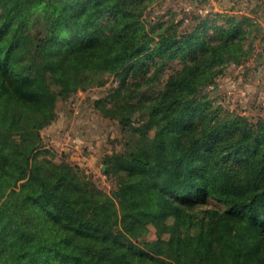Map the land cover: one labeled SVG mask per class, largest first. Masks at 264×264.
Returning a JSON list of instances; mask_svg holds the SVG:
<instances>
[{
    "label": "trees",
    "instance_id": "16d2710c",
    "mask_svg": "<svg viewBox=\"0 0 264 264\" xmlns=\"http://www.w3.org/2000/svg\"><path fill=\"white\" fill-rule=\"evenodd\" d=\"M142 1L0 0V264H264V117L202 94L229 63L262 57L259 28L210 13L147 26ZM141 56L180 66L135 121L101 108L136 135L104 158L117 182L106 193L54 160L41 131L58 97ZM148 224L167 237L141 238Z\"/></svg>",
    "mask_w": 264,
    "mask_h": 264
},
{
    "label": "rangeland",
    "instance_id": "374dc122",
    "mask_svg": "<svg viewBox=\"0 0 264 264\" xmlns=\"http://www.w3.org/2000/svg\"><path fill=\"white\" fill-rule=\"evenodd\" d=\"M140 10L147 26L172 20L173 25L181 23L185 26L194 22V17L210 13L214 24H224L223 15H227L242 19V27L245 29H249L247 21L253 27H258L259 31L251 34L255 36L252 39V52L255 55L262 54V57H249L239 65L229 63L223 74L216 76L213 84L206 87L202 94L207 96L214 108L234 111L252 120L264 117V0H143ZM179 66L178 61L162 64L158 59L141 56L125 71H110L104 76H97L96 80H101V84L96 83L64 98L58 97L54 121L63 118L69 122L67 128L70 124L78 127L91 140H88L90 145L83 144L80 147L77 153L79 159H71L70 152L64 153L52 148L53 159L78 167L102 191H115L117 182L104 172V158L124 152V143L136 135L126 129L122 131L116 125L117 120L104 116L101 108L120 105L117 116H129L135 121L145 111L144 100L147 96H156L172 86L175 70ZM122 82L124 85L117 95L115 91ZM52 89L56 91V87ZM102 99L105 102L97 106L96 102ZM207 202L203 207L224 208V204L214 199L208 198ZM200 209L202 207L194 208L191 213L198 214ZM139 233L141 238L148 241L167 237L166 232L154 224L142 227Z\"/></svg>",
    "mask_w": 264,
    "mask_h": 264
},
{
    "label": "crops",
    "instance_id": "0c3cea01",
    "mask_svg": "<svg viewBox=\"0 0 264 264\" xmlns=\"http://www.w3.org/2000/svg\"><path fill=\"white\" fill-rule=\"evenodd\" d=\"M68 123L63 118H60L44 128L41 135L47 146L56 151L70 152L71 159H79L77 153L80 147L83 144L90 145L88 140H91V138L87 134H83L84 130H78V127H73L71 124L67 128ZM81 128H86V126Z\"/></svg>",
    "mask_w": 264,
    "mask_h": 264
}]
</instances>
